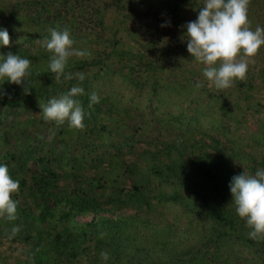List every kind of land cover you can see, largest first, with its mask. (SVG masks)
Returning <instances> with one entry per match:
<instances>
[{
    "label": "rangeland",
    "instance_id": "obj_1",
    "mask_svg": "<svg viewBox=\"0 0 264 264\" xmlns=\"http://www.w3.org/2000/svg\"><path fill=\"white\" fill-rule=\"evenodd\" d=\"M203 4L121 0L107 4L103 28L87 0H0V29L10 37L0 56L32 61L25 85L0 81V165L20 184L12 194L17 219L0 216V264H264V239L248 237L229 189L243 171L264 170V45L246 79L224 90L210 86L184 39L183 26ZM248 20L253 31L264 28V0H250ZM57 27L91 53L69 58L65 69L83 73V81L58 82L48 67L41 42ZM73 86L84 89L75 97L85 113L82 130L45 121L39 106ZM93 92L99 102L89 108ZM181 147L192 187L186 173L180 181L156 172ZM207 159L221 165L225 184L187 162ZM132 186L147 209L113 206V193L122 198ZM83 196L96 208L70 204ZM130 217L128 229L101 226ZM131 234L119 259L103 250Z\"/></svg>",
    "mask_w": 264,
    "mask_h": 264
},
{
    "label": "clouds",
    "instance_id": "obj_2",
    "mask_svg": "<svg viewBox=\"0 0 264 264\" xmlns=\"http://www.w3.org/2000/svg\"><path fill=\"white\" fill-rule=\"evenodd\" d=\"M249 3L250 0H204L197 19L183 26L186 28L187 52L195 62L204 65L203 76L217 90L227 89L234 81L246 79L249 63L254 62L252 58L264 45V28L257 26L253 31L249 27ZM49 32L50 39L43 40L41 46L50 53L48 67L55 79L59 82L63 76L65 80L78 78L83 81V73L73 74L65 69L69 58H84L91 53L73 47L75 42L70 38L69 29L50 28ZM9 42L7 30L0 29V45L8 47ZM31 64L30 59L11 52L0 56V81L25 85V78L32 74L29 70ZM196 87H202V84ZM24 90L28 91L26 87ZM83 94L82 87L73 86L67 94L50 99L47 105L40 104L43 119L55 122L57 126L67 122L71 129L82 130L85 113L75 97ZM98 102V95L93 92L88 107ZM19 187V181L9 175L8 167L0 165V216H6L9 221L17 219V203L12 194ZM229 189L237 215L250 229L248 237L264 239V170H257L254 176L243 171L232 178ZM17 231V228L12 229L13 234ZM101 257L105 261L109 259L107 252H101Z\"/></svg>",
    "mask_w": 264,
    "mask_h": 264
},
{
    "label": "trees",
    "instance_id": "obj_3",
    "mask_svg": "<svg viewBox=\"0 0 264 264\" xmlns=\"http://www.w3.org/2000/svg\"><path fill=\"white\" fill-rule=\"evenodd\" d=\"M78 2V1H76ZM89 6L87 7V12L89 13H92V15H96L95 17H97L100 22H99V25L100 27H103L105 26V22H104V16L105 15V12L107 10V7L108 5L107 4H111V3H114V4H117V3H120L121 0H87ZM97 4V6H96ZM80 11V10H79ZM82 12V11H81ZM81 16V15H80ZM67 28V27H66ZM108 54H111L110 53H107ZM45 85H49L48 82H45L44 83ZM47 88V87H46ZM47 94V93H46ZM183 147V146H182ZM180 148L182 149V151L180 150H177V151H174L176 156H178L179 158L178 159H174V161L171 163L170 166L166 167L165 165L162 167V168H157L156 169V172L158 174V177H162V178H167L169 179L171 176L180 180V181H183V178L186 173V168L188 167L187 165H184L183 164V154L185 153L186 151V147L183 148ZM167 151L168 150V147H167ZM188 163H190V165H194V166H199V168L201 169V173L205 176H207L208 178L213 179V178H216L217 180V183H222V184H225L226 182V179L224 177V175L222 174V170H221V165L219 163H216L214 161H211V160H204L203 162L201 163H193L191 162L190 160L187 161ZM219 172L221 174H219ZM187 176H186V179L188 180L187 184L192 187L194 185V178H193V174H191L190 172H187L186 173ZM42 178H44V176L42 175L41 176ZM216 184V186L218 185ZM114 197L112 198V205L115 206V207H118V206H124L125 204H129V205H135L136 208H139V209H147V207L149 206V202L148 200H146L144 197L145 195L143 196L142 192H140V187H136V186H132V189L129 191L128 194H126L125 196H123L122 198H125V199H122L121 196H116V194H114ZM209 199H205L206 202L210 203V200L208 201ZM212 203V201H211ZM70 204L73 205L74 208H77V209H85V210H92L91 208H96V205L92 202V200H88L86 198L83 197H79V198H75V199H72L70 201ZM90 207V208H89ZM124 221V222H123ZM123 221H115V225H101V226H104V228H108V227H117V228H124V229H128L129 228V223L132 222V218H126L124 219ZM147 224V223H146ZM145 228H148L147 226ZM132 230V229H130ZM129 230V231H130ZM132 233H135V232H132ZM130 234V233H129ZM136 234V233H135ZM136 237V236H134ZM133 234L130 235V237H124L123 236H117V237H114L112 243L108 244L106 246V248H103L104 251H107L109 252L110 255H116V253H123V251H125L129 245L131 244V242H133ZM117 255L115 256V258H118L121 256L120 255ZM37 257V255H36ZM35 257V258H36Z\"/></svg>",
    "mask_w": 264,
    "mask_h": 264
}]
</instances>
